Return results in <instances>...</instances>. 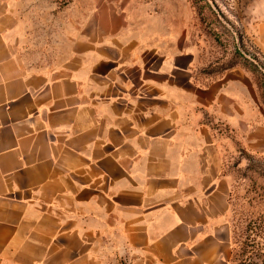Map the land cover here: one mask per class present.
Segmentation results:
<instances>
[{"label":"crops","instance_id":"obj_1","mask_svg":"<svg viewBox=\"0 0 264 264\" xmlns=\"http://www.w3.org/2000/svg\"><path fill=\"white\" fill-rule=\"evenodd\" d=\"M29 2L0 0V264H230L232 79L120 23L29 37Z\"/></svg>","mask_w":264,"mask_h":264},{"label":"rangeland","instance_id":"obj_2","mask_svg":"<svg viewBox=\"0 0 264 264\" xmlns=\"http://www.w3.org/2000/svg\"><path fill=\"white\" fill-rule=\"evenodd\" d=\"M29 1L41 9L30 18L34 26L28 25L29 37L50 43L62 35L65 25L72 24L75 35L80 23H87L92 35L99 33V26L105 27L106 36L117 37L120 23L122 29L136 30L137 39L146 30V36L178 44L184 38L194 56L192 70L202 82L232 79L234 108L242 95L250 125L241 130L234 118L223 150L233 246L230 264H264V0ZM46 8L54 12L45 13ZM166 43L170 52L176 48Z\"/></svg>","mask_w":264,"mask_h":264}]
</instances>
